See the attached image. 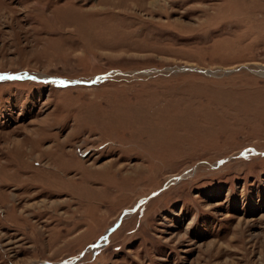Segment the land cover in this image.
<instances>
[{"label":"rangeland","instance_id":"obj_1","mask_svg":"<svg viewBox=\"0 0 264 264\" xmlns=\"http://www.w3.org/2000/svg\"><path fill=\"white\" fill-rule=\"evenodd\" d=\"M0 264H264V0H0Z\"/></svg>","mask_w":264,"mask_h":264},{"label":"bare ground","instance_id":"obj_2","mask_svg":"<svg viewBox=\"0 0 264 264\" xmlns=\"http://www.w3.org/2000/svg\"><path fill=\"white\" fill-rule=\"evenodd\" d=\"M35 2H36V1H35ZM22 3H23V2H22ZM20 4H21V2H20ZM29 14H30V13H29ZM27 15H28V14H27ZM23 17H24V16H23ZM28 17L30 18V15H29ZM24 18H26V16H25ZM29 18H28V19H29ZM28 19H27V20H28ZM25 21H26V20H25Z\"/></svg>","mask_w":264,"mask_h":264}]
</instances>
